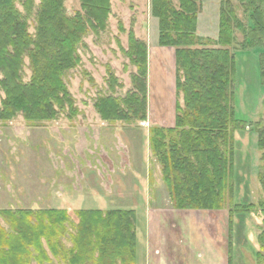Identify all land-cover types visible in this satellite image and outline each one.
I'll list each match as a JSON object with an SVG mask.
<instances>
[{
  "label": "rangeland",
  "instance_id": "374dc122",
  "mask_svg": "<svg viewBox=\"0 0 264 264\" xmlns=\"http://www.w3.org/2000/svg\"><path fill=\"white\" fill-rule=\"evenodd\" d=\"M33 1L35 6L39 4V0ZM169 1L175 11H181L179 0ZM226 1L246 29L253 27L249 20L252 11L245 10L238 0ZM109 2L106 30L87 31L76 49L79 64L61 76L74 101L72 107L77 111L76 116L70 117L67 106H55L57 116L52 121L26 122L22 113L8 121L0 120V212L31 211L28 220L22 222H30L32 227L41 230L36 236H45L42 226L48 224V216L38 219L40 215L33 213L64 211L65 231L58 241L65 253L72 249L74 238L78 236V211L133 210L139 221L134 225L135 232L139 228L140 237L137 264H144L142 214L148 206L163 219H169L172 234L179 233L176 238L165 236L172 250L163 251L165 264H216V257L227 264L225 239L229 209L175 211L149 145L152 130L173 128L177 105L184 109L183 95L175 89V49L157 44L158 20L152 15V0ZM197 5L195 34L201 39V45L192 48L220 49L216 45L220 0H199ZM17 8L22 12L19 6ZM64 8L68 17L77 13L83 15L78 0H64ZM262 10L264 14V3ZM34 13L28 20V32L32 35ZM129 32L146 46L145 119L104 120L94 108L98 98L123 99L136 93L134 83L137 82H133L132 77H136L137 68L122 52L129 50ZM208 39L210 42L206 44ZM243 41L244 35L235 30L232 43L225 48L234 58L236 122L229 129L234 154L233 181H229L227 187L230 185L234 191L233 204H257L263 195L257 180L264 166L257 137L258 132L264 130V78L261 75L264 74V42L255 49L242 51ZM19 71L20 82L28 85L32 77L28 57L21 59ZM110 75L117 81L113 86L108 80ZM4 97L0 92V100ZM228 148L229 143L222 151L226 154ZM173 210L178 212V219L167 217ZM10 221L13 220L7 214L0 215V227L6 232L12 229ZM261 221L258 212L234 217L232 264H256ZM179 225L188 232L180 234ZM38 244L46 257L29 248L31 256L26 264H66L64 254L54 257L46 239L38 238ZM217 245L224 246L223 250ZM94 257L96 259L98 254ZM155 258L152 255L154 263Z\"/></svg>",
  "mask_w": 264,
  "mask_h": 264
},
{
  "label": "trees",
  "instance_id": "16d2710c",
  "mask_svg": "<svg viewBox=\"0 0 264 264\" xmlns=\"http://www.w3.org/2000/svg\"><path fill=\"white\" fill-rule=\"evenodd\" d=\"M78 1L83 15L77 13L68 17L64 0H39L37 6L33 0H0V92L5 96L0 100L1 121L11 120L17 113H22L26 122L52 121L57 116L55 106H67L70 117L76 116L77 111L72 107L74 101L61 76L79 64L76 49L82 37L88 30L104 32L110 15L109 0ZM224 1L220 0L216 40L221 48L193 49L201 45V39L195 34L199 0H179L181 11H175L169 0H152V15L158 20L157 44L175 49V89L183 95L184 109L177 105L173 128L152 130L149 145L174 210L229 209L228 264H232L234 217L257 212L261 215L255 258L256 264H263L264 166L257 174L263 191L257 204H233L234 191L230 185L227 187V183L233 181L234 154L229 129L236 122L234 58L225 48L232 43L235 30L244 35L242 51L255 49L264 42V0H238L245 10L252 11L250 29L237 20L234 9ZM33 13L35 32L32 35L28 32V20ZM119 28L122 31L121 26ZM205 42L209 43L210 39ZM122 52L137 68L136 77H132L133 82H137L134 83L136 95L123 99L98 98L94 108L104 120H144L146 46L129 32V50ZM23 56L28 57L32 71L28 85L22 84L19 78ZM259 65L261 67L260 61ZM261 75L264 78V74ZM108 80L110 86L117 83L112 75ZM227 143L229 151L225 154L222 148H227ZM257 148L262 151L261 161L264 162L263 129L258 132ZM31 213L0 212L13 220L10 221L11 231L0 227V264H26L31 256L29 248L45 255L38 244L40 237L46 239L54 257L64 254L66 264H136L134 211H78V236L74 238L72 249L65 253L58 241L65 231V212L33 213L40 215L38 219L48 216V224L42 226L45 236H36L41 230L32 227L30 222H22L28 220Z\"/></svg>",
  "mask_w": 264,
  "mask_h": 264
},
{
  "label": "crops",
  "instance_id": "0c3cea01",
  "mask_svg": "<svg viewBox=\"0 0 264 264\" xmlns=\"http://www.w3.org/2000/svg\"><path fill=\"white\" fill-rule=\"evenodd\" d=\"M146 207L147 208H146L145 212L142 214L143 217H144V219H142V223H144V226H145V229H144V232H145L144 240L142 239V241L144 243L143 244L144 253H143V256H142L143 263L144 264H153L154 261H152V259H151L152 255H153V256L156 257L154 260H157L156 263H154V264H165V262H164V260L162 258L164 256V254L162 256L163 251H166L168 253H170L172 251L169 248L168 243L165 242V236H166V238L174 237V236L176 238L179 233L172 234L171 231H172L173 228L170 226L171 223H170L169 219L168 220L167 219H163V217H161L156 212H152L151 208H149L148 206H146ZM175 211H192V210H175ZM175 211L173 210L174 213H171L167 217H172L173 219L177 218L176 214L178 212H175ZM196 212H199V211H196ZM156 215H158V217ZM135 216H136V223L138 225L139 221H138V216H137L136 212H135ZM155 216L158 219L155 218ZM188 217L190 218V221H191V215L190 214L188 215ZM196 217H197V215H196ZM184 218H187V216L185 215ZM184 218H181V219H184ZM226 218H227L226 219V222H227V226L226 227H228V212H227ZM152 220H153V224L154 225H152ZM164 229L169 230L170 232H168V231H166ZM179 229L182 230V233L179 231L180 234H185V233L188 232V231H186L184 226H180L179 225ZM138 230H139V228H138ZM138 230H136V232H135L136 233V264H137V244H139V239H140ZM188 236H189V234H188ZM229 239L230 238H229V234H228V230H227V236H226V239H225V247H226L225 251H226V256H227V264H228V244H229ZM217 247L221 248L218 245H217ZM222 247L224 248V246H222ZM223 248H221V249L223 250ZM157 258H159V259H157ZM216 259L217 260H214V261H216V264H222L218 257H216Z\"/></svg>",
  "mask_w": 264,
  "mask_h": 264
}]
</instances>
